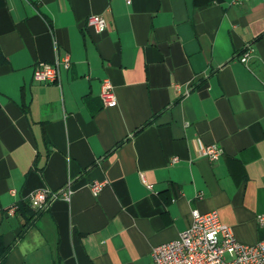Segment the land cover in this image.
I'll use <instances>...</instances> for the list:
<instances>
[{"label": "crops", "instance_id": "obj_1", "mask_svg": "<svg viewBox=\"0 0 264 264\" xmlns=\"http://www.w3.org/2000/svg\"><path fill=\"white\" fill-rule=\"evenodd\" d=\"M67 54L59 83L34 80L37 62ZM0 55L5 264H147L194 208L216 209L239 242L264 240V0H0ZM94 180L107 181L97 196ZM67 182L70 199L18 236V205Z\"/></svg>", "mask_w": 264, "mask_h": 264}, {"label": "built area", "instance_id": "obj_2", "mask_svg": "<svg viewBox=\"0 0 264 264\" xmlns=\"http://www.w3.org/2000/svg\"><path fill=\"white\" fill-rule=\"evenodd\" d=\"M131 0H126L130 2ZM242 0H234L240 2ZM86 25L95 32L102 33L106 28V21L101 14L92 13L86 18ZM248 52L239 55V60L247 61ZM70 58L67 55L56 56L51 62H37L33 70L34 80L42 83H59L61 67L67 68ZM100 97L104 105L116 104V96L109 78L100 82ZM223 149L215 143L204 144L201 154L210 160H216ZM172 160L176 161L177 157ZM144 181V178H143ZM106 180H94L90 183V190L97 196ZM151 188V184L146 185ZM10 192L15 194V190ZM73 193L70 182L57 190L38 188L29 194L27 202L34 210H45L49 203L56 198L69 200ZM16 206L10 207L8 214L14 212ZM189 225L180 233L179 237L154 246L150 252L147 264H264V240L246 244L239 242L231 229L221 221L216 209L200 211L191 210ZM260 225H264V214L258 216Z\"/></svg>", "mask_w": 264, "mask_h": 264}, {"label": "trees", "instance_id": "obj_3", "mask_svg": "<svg viewBox=\"0 0 264 264\" xmlns=\"http://www.w3.org/2000/svg\"><path fill=\"white\" fill-rule=\"evenodd\" d=\"M0 60H1V55H0ZM21 212L22 214L27 213L28 215H26V220L22 223L21 225V229L20 232L18 234V236H20L24 230L26 229V227L32 222V220L38 216L39 213H41L43 210H34L29 206L28 202H21V204L18 205V207L16 208L15 212ZM14 242H11L9 244H6L3 239L2 236L0 235V264H5V258L6 255L8 254V252L10 251V249L12 248Z\"/></svg>", "mask_w": 264, "mask_h": 264}, {"label": "clouds", "instance_id": "obj_4", "mask_svg": "<svg viewBox=\"0 0 264 264\" xmlns=\"http://www.w3.org/2000/svg\"><path fill=\"white\" fill-rule=\"evenodd\" d=\"M27 247H29V246L26 245V244H25L23 247H21V253H22V254H23V252H24V249L27 248Z\"/></svg>", "mask_w": 264, "mask_h": 264}]
</instances>
